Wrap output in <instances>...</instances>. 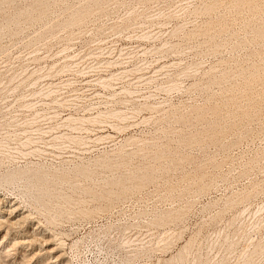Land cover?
<instances>
[{
  "label": "rangeland",
  "instance_id": "1",
  "mask_svg": "<svg viewBox=\"0 0 264 264\" xmlns=\"http://www.w3.org/2000/svg\"><path fill=\"white\" fill-rule=\"evenodd\" d=\"M263 36L264 0H0V264H264Z\"/></svg>",
  "mask_w": 264,
  "mask_h": 264
},
{
  "label": "bare ground",
  "instance_id": "2",
  "mask_svg": "<svg viewBox=\"0 0 264 264\" xmlns=\"http://www.w3.org/2000/svg\"><path fill=\"white\" fill-rule=\"evenodd\" d=\"M245 1V0H244ZM219 1H216V2H212L210 4H208L206 7H205V11H208V12H211V10L215 11V9L218 7V4L220 5V2L218 3ZM225 2V1H223ZM241 2V1H240ZM253 3V2H252ZM236 4V3H235ZM223 5V4H221ZM235 7V6H234ZM250 7V6H249ZM242 8V7H241ZM92 9H87L86 10V14H89L91 12ZM262 11V10H261ZM255 12V11H254ZM79 21V18H73L70 23L71 24H75ZM212 24V23H211ZM261 34V33H260ZM264 37V36H263ZM67 67V66H66ZM252 74V73H251ZM105 82V81H104ZM250 85V84H249ZM98 115V114H97ZM102 115V114H101ZM201 116V115H200ZM77 119V118H76ZM99 119V118H98ZM90 120V119H89ZM110 136V135H108ZM76 137V136H75ZM99 137V136H98ZM73 138V137H72ZM77 138V137H76ZM99 138H104L103 136L102 137H99ZM98 138V139H99ZM108 138V137H107ZM79 139V138H77ZM73 140V139H72ZM74 140L76 141V139L74 138ZM74 141V142H75ZM78 141V140H77ZM76 141V142H77ZM1 143V142H0ZM4 144V142H2L0 145ZM22 168V167H21ZM17 170V169H16ZM88 169H84L83 172H87ZM48 173V172H47ZM62 179H66V176L63 175L61 176ZM5 179H7L8 181L9 180H27V183H26V187L28 189H26V192L28 193V191L31 193V195H33V203L36 205V207L38 208H46V209H49V200H51V198H54L55 196L52 195L49 191H48V188H49V185H47V180H45L44 177L40 176L39 175V170L37 169H30V168H26V169H21V170H18L17 172H13V173H8L6 177H4ZM34 191H38V192H34ZM64 199L67 201V202H71L72 201V197L71 196H67V195H63ZM32 204V203H31ZM13 206H11V209H9V214L12 215L13 212H15L16 210H18V208H12ZM42 208V209H43ZM45 209V210H46ZM41 211V210H40ZM43 211V210H42ZM50 218H52V216H49ZM14 217H10V218H7V219H2L1 218V215H0V230L1 228H8L6 234H5V237L7 236L9 230H10V227L13 226V225H20V222H22V220L26 221V218H27V215H24L22 216L19 220H14L13 219ZM49 218V219H50ZM54 218V217H53ZM53 220V219H52ZM51 221V220H49ZM14 227V226H13ZM29 236V235H28ZM4 237V238H5ZM26 239V238H25ZM25 239H22V240H17L16 243L18 244H24V243H27L29 241L25 240ZM30 239V238H29ZM185 247V246H184ZM184 249L186 250H180V252H178L177 255L175 256H172L170 259H167L165 260V264H179L181 262L182 264V261L184 262V258H186L185 256V253L187 254L188 252V248L185 247ZM188 249V250H187ZM187 251V252H185ZM62 255H59L58 257H61ZM3 258V257H2ZM11 264V263H10ZM13 264V263H12Z\"/></svg>",
  "mask_w": 264,
  "mask_h": 264
}]
</instances>
